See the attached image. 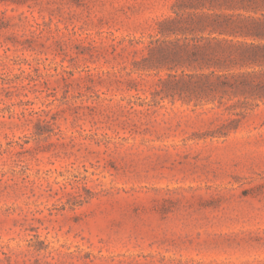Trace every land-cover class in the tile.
Returning <instances> with one entry per match:
<instances>
[{
  "label": "rangeland",
  "instance_id": "1",
  "mask_svg": "<svg viewBox=\"0 0 264 264\" xmlns=\"http://www.w3.org/2000/svg\"><path fill=\"white\" fill-rule=\"evenodd\" d=\"M191 1L0 0V264H264V0Z\"/></svg>",
  "mask_w": 264,
  "mask_h": 264
},
{
  "label": "trees",
  "instance_id": "2",
  "mask_svg": "<svg viewBox=\"0 0 264 264\" xmlns=\"http://www.w3.org/2000/svg\"><path fill=\"white\" fill-rule=\"evenodd\" d=\"M205 0H192L191 5L193 6L192 8H195V6L199 5V2H203ZM192 15V14H191ZM189 15L188 19H184V22L188 24L191 21V18H197L199 21L206 20L211 16L205 15V14H197V15ZM178 21L177 18H171L166 21L162 22V25H172ZM256 26H253L250 28V31L252 32L251 34L259 39L264 40V21L261 22H256ZM161 33V32H160ZM187 40L193 41V45H190L187 43ZM196 42H200L198 40L194 39H188L187 37L184 38V56H189L191 61H198V60H203L204 62L207 63L209 66H214V68H218L220 70L227 69L226 67V60H222L221 58L213 57L209 58L207 49L205 47H202L198 45ZM153 45V43H151ZM251 53L248 58H250L253 62L255 63H264V45H252L251 46ZM177 53V52H175ZM211 62V63H208ZM256 73V72H252ZM252 74L251 73H227V74H218L215 72H212L210 74H203L199 75L200 78H202L203 84H205L206 87L209 88H223L225 86H241V85H246V84H254L249 81V78ZM261 75H264V71H261ZM195 76V77H199ZM212 78H215V80H212ZM233 80V82H231ZM191 81V80H190ZM257 87L260 89L264 90V80L258 81L256 83Z\"/></svg>",
  "mask_w": 264,
  "mask_h": 264
}]
</instances>
